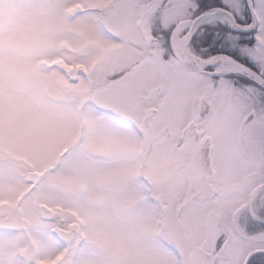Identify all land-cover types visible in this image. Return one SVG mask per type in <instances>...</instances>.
Masks as SVG:
<instances>
[{"label": "snow or ice", "instance_id": "snow-or-ice-1", "mask_svg": "<svg viewBox=\"0 0 264 264\" xmlns=\"http://www.w3.org/2000/svg\"><path fill=\"white\" fill-rule=\"evenodd\" d=\"M0 264H264V0H0Z\"/></svg>", "mask_w": 264, "mask_h": 264}, {"label": "clouds", "instance_id": "clouds-1", "mask_svg": "<svg viewBox=\"0 0 264 264\" xmlns=\"http://www.w3.org/2000/svg\"><path fill=\"white\" fill-rule=\"evenodd\" d=\"M4 8V14L7 15V10H8V4L5 2V4L3 5Z\"/></svg>", "mask_w": 264, "mask_h": 264}]
</instances>
